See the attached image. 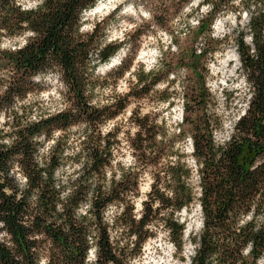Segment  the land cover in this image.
<instances>
[{
  "label": "trees",
  "instance_id": "trees-1",
  "mask_svg": "<svg viewBox=\"0 0 264 264\" xmlns=\"http://www.w3.org/2000/svg\"><path fill=\"white\" fill-rule=\"evenodd\" d=\"M102 1L36 0L32 7L24 8L20 0H0V40L25 35L23 44L0 49V63L6 72L0 73L2 108L7 110L15 98H23L32 88L33 77L47 73L58 75L67 102L63 109L36 120L16 125L9 121L10 133L6 131L2 137L0 133V231L4 233L0 264H92L87 257L94 245L98 249L95 264H131L130 258L139 254L142 244L154 235L153 228L159 227L180 252L184 222L177 214L195 199L202 219L199 232L190 237L195 253L191 264H256L264 255V11L260 10L264 0H242L245 11L251 7L255 13L248 23L252 42H245L243 32L236 37L249 97L228 139L222 143L215 140L218 117L209 109L210 93L205 84L197 80L184 92L183 128L178 127L171 137L161 134L149 115L134 116V125L141 131L135 132L130 146L138 165L121 170L119 181L111 169L109 139L114 133L102 135L97 129L125 105H115L112 111L115 103L100 107L89 101L95 66L116 56L122 42L102 44L97 24L89 32L82 31V14ZM203 2L210 5L209 17L234 5L232 0ZM207 19H197L199 27ZM198 52L204 54L202 49ZM195 60L193 57L188 66L193 72L198 70ZM131 94L130 90L126 95ZM76 124L84 126V137L81 150L70 157L76 164L84 162L77 171L83 174L58 179L64 148L59 138H53L54 133ZM40 135L43 141H54L42 157V141L36 139ZM184 137L190 141L198 196L190 183L192 168L177 144ZM140 165L151 168L152 181L149 199L141 201L142 215L136 221L133 199L138 195ZM109 172L111 177L106 179ZM94 177L99 182L93 189L90 181ZM104 180L109 182L107 188ZM69 189L70 194L62 200L60 194ZM89 202L91 207H87ZM109 205L117 209L110 225L103 218ZM241 220L246 222L241 225ZM129 222L132 226L122 231ZM128 236L135 240L115 247ZM249 243L252 248L245 254Z\"/></svg>",
  "mask_w": 264,
  "mask_h": 264
},
{
  "label": "rangeland",
  "instance_id": "rangeland-1",
  "mask_svg": "<svg viewBox=\"0 0 264 264\" xmlns=\"http://www.w3.org/2000/svg\"><path fill=\"white\" fill-rule=\"evenodd\" d=\"M106 5L97 12L89 11L82 14L83 32L91 31L93 24L98 25L101 43L122 42L116 52L119 65H108L110 61L98 63L94 70V86L91 90V100L98 103L111 100V103H101L100 107L115 103L125 105L116 116L108 119L116 121L112 126L110 142L113 147L112 172L120 173L134 162L130 141L135 132L134 116L149 115L160 126V133L171 137L181 127L183 115L184 92L199 80L203 81L210 93L209 109L218 117L219 128L215 131V140L222 143L228 139L233 124L243 114L249 97V87L245 81L236 50V37L241 27L240 22L246 17L238 15L239 7L235 4L222 12L209 17V7L203 0H105ZM22 7L30 8L36 0H20ZM208 18L199 27L197 19ZM248 27V25H247ZM25 35L13 40L2 38L0 49L13 47L15 43L23 44ZM198 49L204 54L199 56ZM194 55V56H193ZM194 61L197 71L193 72L190 61ZM1 75H6L0 63ZM0 77H3L1 76ZM141 78V83L137 79ZM153 81V82H151ZM32 88L23 98H15L9 109L5 110V101H0V133L1 137L8 129L9 121L14 125L30 119L31 116H44L63 109L67 102L64 97L65 88L58 75L47 73L32 78ZM164 85L157 88L156 85ZM183 87H186L184 89ZM100 91H96V89ZM111 89L105 95V91ZM131 90L133 94H126ZM138 95V96H137ZM181 114V115H180ZM84 126L76 124L60 133V147L64 148L62 165L57 171V178L64 179L67 175L78 171L72 153H77L84 137ZM123 133V135H121ZM103 135V133H102ZM6 137V136H5ZM53 139L42 141L41 157L47 152L41 151ZM177 144L184 151L185 159L192 168L191 186L198 196V177L195 163L191 156L188 138L178 140ZM69 155H65V153ZM138 178V195L133 199L134 213L137 212V202L141 206V197L147 195L152 181L151 168L142 165ZM138 170V171H139ZM137 171V170H136ZM14 175L19 180L18 169ZM111 176H107L109 179ZM145 188L148 191H144ZM85 208V207H84ZM109 208L107 209V212ZM117 209L112 206L110 218ZM178 217L184 222L183 248L178 252L162 227L153 228L154 235L149 237L140 249L139 254L130 258L131 264H188L194 253V244L190 237L201 228V211L198 200L195 199L188 207L180 211ZM115 233V232H113ZM4 233L0 231V238ZM90 248L89 255H94ZM182 258V259H181ZM264 262V255L256 264Z\"/></svg>",
  "mask_w": 264,
  "mask_h": 264
},
{
  "label": "clouds",
  "instance_id": "clouds-1",
  "mask_svg": "<svg viewBox=\"0 0 264 264\" xmlns=\"http://www.w3.org/2000/svg\"><path fill=\"white\" fill-rule=\"evenodd\" d=\"M232 3L239 7L238 15H243V16L246 17L243 21L240 22L241 27L237 29V33L236 34H239V31L243 30L245 32L244 40H245L246 43H249L250 44L252 42L253 37L250 34V29L247 27V25H248L249 20L251 19L252 15H254L255 13H253V10H252L251 7L247 11H245V8H244V5L242 3V0H232ZM253 6H255L254 3H253ZM209 8H210V5H209ZM260 10L261 11H264V8H262ZM82 31H84V29H82ZM253 51H255L254 48H253ZM114 63L117 64V65H119V61H114ZM156 87L157 88H162V87H164V85L158 84V85H156ZM96 91L98 92V91H100V89L97 88ZM111 91H113V90H111V89L106 90L105 91V95H107L108 92H111ZM89 102L91 104H93V105L100 106L101 103H111L112 101L106 99V100L98 103V101L96 99H92ZM72 110L74 112L77 111L76 108H73ZM57 111H59V109ZM30 119L36 120V119H38V117L37 116H31ZM115 123H116V121H109L106 125H101L97 129L98 133L107 134L109 131L112 130V126ZM136 131H141V129L139 128V126H137V127H135V128L132 129V132L133 133L136 132ZM121 135H123V133H121ZM55 136L56 137H59L60 136V133L59 132H56L55 133ZM36 139H39V140L43 141L44 140V136L43 135H40V136L36 137ZM6 143H10V142L9 141H6ZM51 146H52V144L49 143L48 146L45 147L44 149H42L41 151L47 152L48 148L51 147ZM101 147H102V145H101ZM80 150L81 149H77L76 151H80ZM65 155H69V153L66 152ZM41 166H43V165H41ZM77 167L82 169L84 167V162H82L81 164H78ZM137 170H139V169H137ZM82 174H83L82 171L79 172V173H77V175H82ZM108 175L111 176V173L109 172ZM121 178H122V175L120 173H117L115 175V177H114V179L117 180V181H119ZM90 182L92 183V187L94 189L96 187V183L99 182V181H97L96 178L94 177L93 180L90 181ZM103 183H104L105 187L107 188L109 182L107 180H104ZM21 186L23 187L24 185L22 184ZM57 187H59V185H57ZM144 191H148V189L145 188ZM70 192H71V189H69L68 191L62 192L60 194V198L63 200L65 197H67L70 194ZM167 195L168 196H172L173 193L168 192ZM89 196L90 197L92 196V192H89ZM141 199L148 200L149 197L147 195H143L141 197ZM153 199H155V197H153ZM156 206H158V203L157 204H154V207H156ZM87 207H91V203L90 202L87 205ZM108 208H109V211L104 213V217L103 218H104V221L106 222V224H109L110 225L111 224L110 213L112 211V205H109ZM123 208H124V206H120V211H123ZM139 209H140V204H139V202H137V212L135 214V220L136 221H139L140 215H142V213L140 212ZM60 210L61 211L63 210L62 207H61ZM250 218L251 217H248L247 219H250ZM245 222H246V220H241L240 221L241 225L244 224ZM131 226H132V224H131V222H129V224L125 225V227H124V229H122V231H125L126 232L127 228L128 227H131ZM113 235H115V233H113ZM133 240H135V237L134 236H128L126 239H122L121 240V243L119 245H115V247H123V246L129 244ZM251 248H252V244L249 243L248 246H247V248L245 249V254H247V252L250 251ZM91 251H92L93 254H95V253H97L98 249L94 245L92 247ZM129 251H130V249H129ZM193 255H195V253H193ZM96 259H97L96 255H89L87 257V260L90 261V262H92V264H95ZM41 264H46V261H42ZM106 264H111V261H107ZM188 264H191V261H188ZM262 264H264V262H262Z\"/></svg>",
  "mask_w": 264,
  "mask_h": 264
},
{
  "label": "bare ground",
  "instance_id": "bare-ground-1",
  "mask_svg": "<svg viewBox=\"0 0 264 264\" xmlns=\"http://www.w3.org/2000/svg\"><path fill=\"white\" fill-rule=\"evenodd\" d=\"M106 3H107V1H102L101 3H99L98 5H96L94 8H92L91 9V11H94V12H97V11H99L100 9H102L105 5H106ZM90 11V12H91ZM89 12V11H88ZM112 58H115L113 61H112V64L111 65H113L114 64V61H117V55L116 56H114V57H112ZM108 64V63H107ZM108 65H110V64H108ZM181 115V114H180Z\"/></svg>",
  "mask_w": 264,
  "mask_h": 264
}]
</instances>
